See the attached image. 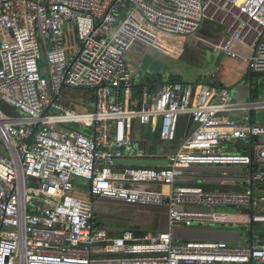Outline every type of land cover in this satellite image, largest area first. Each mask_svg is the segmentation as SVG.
I'll return each instance as SVG.
<instances>
[{"label": "built area", "instance_id": "1", "mask_svg": "<svg viewBox=\"0 0 264 264\" xmlns=\"http://www.w3.org/2000/svg\"><path fill=\"white\" fill-rule=\"evenodd\" d=\"M204 22L221 28L225 57L264 74V0H0V264H264V125L252 118L264 102H234L213 77L135 92L133 48L161 50ZM71 90H92L91 109L68 108ZM202 167L203 184L238 189H204L182 171ZM95 200L164 208L166 227L113 232ZM226 210L250 228L239 243L173 238L230 223Z\"/></svg>", "mask_w": 264, "mask_h": 264}, {"label": "rangeland", "instance_id": "2", "mask_svg": "<svg viewBox=\"0 0 264 264\" xmlns=\"http://www.w3.org/2000/svg\"><path fill=\"white\" fill-rule=\"evenodd\" d=\"M210 25V26H209ZM204 26V27H203ZM210 22H204L202 24L201 30L206 32V29L211 27ZM214 29V35L219 37L216 27L212 26ZM68 29L66 42L64 47L66 49L67 54H72L79 43L76 42L75 34L73 31V27L71 25H66ZM188 36L187 38H189ZM204 42L199 47L196 45L198 42L196 41L197 36L195 37V46L192 41H187L182 47V51L180 53H176L172 50L174 43L178 44L176 40L170 38V36H165L164 41L161 40V50L158 47H142L136 46L133 48L132 52L129 55L130 62L132 65V69L136 71V74L140 72L143 73L142 81L157 80L156 76H161L162 79L168 78H176L186 83L198 82L206 78L208 73L213 69L219 72V76H222L225 72V83L229 86L227 88L234 87H245L249 89L251 87L253 89V99L259 102H264V74H256L249 75L251 73L248 72L247 68L244 67L243 64L237 65H224L221 64V59L219 60L218 56L220 55V49L217 45V41H215L213 37L207 38L203 36ZM194 39V38H193ZM206 40V41H205ZM192 42V43H190ZM172 43V44H171ZM172 45L171 47L167 46ZM218 53V54H217ZM42 59L41 64L43 65V69L41 71V76L48 77L47 69H46V60L43 51H41ZM221 56V55H220ZM217 59V60H216ZM238 60V59H233ZM219 61V63H218ZM239 61V60H238ZM218 63V64H217ZM220 65V66H219ZM212 70V71H213ZM239 85V86H238ZM242 96L245 97V91L242 89L239 91ZM235 93V92H234ZM239 93V94H240ZM248 96V91L246 92ZM246 96V97H247ZM249 100L239 101V102H248ZM1 107H4L0 104ZM11 113L14 115H21L19 111L11 110ZM254 116L256 119H259L260 124L264 125V110H259L258 112H254ZM261 117V118H260ZM186 120L185 118L180 119L179 130L186 129ZM138 128H135L136 130ZM142 137L146 138L145 130L141 131ZM264 141V137L261 138ZM175 145L166 146V150L175 149ZM203 169H208L206 167H202ZM77 184H84V181L76 179ZM87 185V183L85 182ZM204 189H217V190H236L237 187L232 186H218L217 184H213L210 187L203 186ZM31 189H37L36 187H32ZM143 207L139 206H128L123 203H118L115 201L109 200H95L94 202V214L97 217V222L103 228H110L113 232H120L125 229H138L135 224L141 223L143 226L145 224V217L143 216L146 213L142 210ZM228 212L229 214H236L232 210H226L224 213ZM237 215H242L241 213H237ZM162 217L161 215L159 216ZM139 219H144L140 221ZM143 227H141L142 229ZM216 228H221L223 230H216ZM255 229L263 230V225H255ZM150 228H146L148 231ZM190 229L199 230V232H210L208 239L204 241L208 242H226V243H239L240 238L248 237L250 228L247 225H236V224H225L223 226L219 225H211L207 223L204 227H192ZM227 232V233H226Z\"/></svg>", "mask_w": 264, "mask_h": 264}, {"label": "crops", "instance_id": "3", "mask_svg": "<svg viewBox=\"0 0 264 264\" xmlns=\"http://www.w3.org/2000/svg\"><path fill=\"white\" fill-rule=\"evenodd\" d=\"M212 26H214V27H216V30H217V32H218V35H219V37H216L215 35H214V31L212 30V29H214L212 26L211 27H209V28H207L206 29V32H204V30H201V28L195 33V34H193L192 36H190L189 38H187V37H185V38H182V37H178V36H175V37H172V36H170V38H172V39H174V40H176L177 41V43L178 44H173L174 46L173 47H171L172 45V43L170 44V45H168V44H166L167 46H169V47H171L172 48V50L173 51H175L176 53L178 52V53H180L181 51H182V47L184 46V45H186V43H189L188 41H187V39L189 40V41H192L193 42V45L195 46V37L197 36V39H196V41L198 42V44L196 45L197 47H199L201 44H203V42H204V37L203 36H205V37H207V38H212L213 37V39H215V41L219 38V40L217 41V45L219 46V49H220V55L218 56V58H219V60L221 59V64H223L224 63V65H229V66H231V65H237V64H243L244 65V67L246 68V66H245V64L242 62V61H238V60H233V59H231V58H228V57H225L222 53H221V46H222V44H223V42H224V40H225V36H224V34H223V32H222V30H221V28L219 27V25H217V24H214V23H210ZM210 26V25H209ZM202 27V26H201ZM204 27V26H203ZM194 38V39H193ZM206 41V40H205ZM192 42H190V43H192ZM218 54V53H217ZM217 60V59H216ZM236 62H237V64H236ZM218 63H219V61H218ZM217 63V64H218ZM220 64V63H219ZM220 66V65H219ZM213 70V69H212ZM210 71L209 73H208V75L206 76V78H210V77H213L214 79H215V81L217 82V84H219V85H221V86H223V87H228L229 86V84L227 85L226 83H225V72L223 73V75L222 76H219V72L221 71V68L220 69H218V71L216 72V70H213V71ZM142 74V73H141ZM141 74L140 75H138V77H140L141 76ZM206 78H204L203 80H205ZM167 80V79H166ZM165 80V81H166ZM181 81V80H180ZM181 82H183V81H181ZM195 82V81H194ZM193 82V83H194ZM239 86V85H238ZM229 90H230V93H231V100L232 101H234V102H239V101H243V98H244V100L246 101V100H251V101H256V100H254L253 99V95H252V93H251V87H249V89L247 88V86H245V87H234V91H233V88L231 87V88H228ZM244 90L245 91V97L244 96H242L241 95V93L239 92L240 90ZM248 91V96H247V92ZM235 92V93H234ZM240 93V94H239ZM252 95V96H251ZM247 96V97H246ZM239 103H242V102H239ZM258 112V111H257ZM252 118H253V120L254 121H257V122H259V123H261L260 121H259V119H256L255 118V116H254V112L252 113ZM261 118V117H260ZM211 171L210 170H203V169H197V168H195V169H193V172H187V175L190 177V178H194V181H193V183L194 184H198V185H200L201 187H203V186H206L207 188L208 187H210V186H208V185H205V184H203L202 183V180L203 179H205V178H209L210 176H211ZM199 180L201 181V183H199ZM204 188V187H203ZM209 189V188H208ZM131 207V206H130ZM163 209V208H162ZM166 210V209H165ZM166 212V211H165ZM163 213L161 216V218L159 217V218H157V219H155V220H153V219H148V220H146L145 222H147V224H151L152 222H154V224L153 225H151L152 227L148 230V231H151V232H153V231H156V229L153 227V226H155V227H159V228H165L166 227V225H165V217H166V213ZM225 220V222H230V223H228V224H236V225H242V224H239L238 222L239 221H243L245 218H243V217H240V216H237V214H231L229 217H225L224 218ZM238 221V222H237ZM147 224L145 225V226H147ZM192 228V227H191ZM142 230L143 231H145L146 230V227H143L142 228ZM216 230H223V229H221V228H216ZM199 232V230H194V229H190V228H179V229H175L174 230V235L177 237V238H180V239H184L185 237H189V236H192V237H196V236H200V235H204V234H202V233H198ZM227 233V232H226ZM209 237V236H208ZM243 238V237H242ZM242 238H240V240L242 239ZM240 242V241H239Z\"/></svg>", "mask_w": 264, "mask_h": 264}, {"label": "trees", "instance_id": "4", "mask_svg": "<svg viewBox=\"0 0 264 264\" xmlns=\"http://www.w3.org/2000/svg\"><path fill=\"white\" fill-rule=\"evenodd\" d=\"M140 75V72L139 74ZM249 75H256V74H249ZM143 73L141 74L140 77H137V87L135 88V92H136V96L139 97V94L142 90V87L147 85V86H154L157 83L160 82H164L166 79H162L161 76H156L155 78L157 80H153V81H149L148 79H146V81H142L143 78ZM166 81H180L179 79L176 78H168ZM199 82V81H198ZM197 83V82H194ZM251 93L253 95V89H251ZM251 95V96H252ZM95 97H94V92L92 90H71L68 91L63 99L64 103L66 104V106L70 109L76 110V111H87L89 109H91L92 104L94 103ZM240 148V147H239ZM239 150H242V148H240ZM143 209L146 213H144V217L146 220L150 219H157L159 218L160 215H162L166 210L163 208H158V207H147V206H142ZM166 213V212H165ZM140 221L144 220V219H139ZM145 224H147V222H145ZM154 222H152L150 225L147 224V226H143L141 223H136L135 226L138 229L135 230H140L141 227H146V228H151ZM165 225H166V217H165ZM156 231L153 232H158V231H162L165 228H157L155 226H153ZM250 237H252L250 235Z\"/></svg>", "mask_w": 264, "mask_h": 264}, {"label": "water", "instance_id": "5", "mask_svg": "<svg viewBox=\"0 0 264 264\" xmlns=\"http://www.w3.org/2000/svg\"><path fill=\"white\" fill-rule=\"evenodd\" d=\"M139 74V73H138ZM138 77V75H137ZM116 165H121V166H166V162L163 161V162H158V161H155V160H117L116 162ZM193 169L195 168H190V169H184L182 171L184 172H193ZM197 169H203V168H197ZM203 170H211V169H203ZM231 172L233 171H236V170H230ZM192 181H194V178H190ZM199 183H201V181L199 180ZM205 184H210V185H213V184H217L216 182H207ZM30 196L32 197H35L37 198V195L34 194L33 192L31 194H29ZM176 211H183L181 208H177ZM189 211H195L194 209L193 210H189ZM198 233H202L204 235H200V236H196V237H192V236H187L185 237L184 239H180V238H177L174 233L172 234L173 235V238L175 240H185V241H190V240H197V241H204L205 239H208V236L210 235V232H198ZM261 236L264 235V233H261L260 234Z\"/></svg>", "mask_w": 264, "mask_h": 264}]
</instances>
